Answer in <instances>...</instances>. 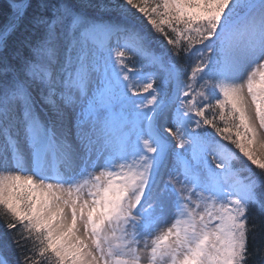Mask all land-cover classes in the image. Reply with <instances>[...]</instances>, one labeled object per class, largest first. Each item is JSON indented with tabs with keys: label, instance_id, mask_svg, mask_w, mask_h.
Wrapping results in <instances>:
<instances>
[{
	"label": "snow or ice",
	"instance_id": "snow-or-ice-1",
	"mask_svg": "<svg viewBox=\"0 0 264 264\" xmlns=\"http://www.w3.org/2000/svg\"><path fill=\"white\" fill-rule=\"evenodd\" d=\"M6 9L0 264H264V0Z\"/></svg>",
	"mask_w": 264,
	"mask_h": 264
},
{
	"label": "trees",
	"instance_id": "trees-1",
	"mask_svg": "<svg viewBox=\"0 0 264 264\" xmlns=\"http://www.w3.org/2000/svg\"><path fill=\"white\" fill-rule=\"evenodd\" d=\"M7 2L8 0H0V24H2L7 17V9H6ZM4 219H5L4 211L3 209H0V221H3Z\"/></svg>",
	"mask_w": 264,
	"mask_h": 264
},
{
	"label": "rangeland",
	"instance_id": "rangeland-1",
	"mask_svg": "<svg viewBox=\"0 0 264 264\" xmlns=\"http://www.w3.org/2000/svg\"><path fill=\"white\" fill-rule=\"evenodd\" d=\"M222 126V125H221ZM217 139H219V138H217ZM225 144H227L228 142H224ZM231 145H229V147H230ZM164 227H167V224H165V225H162V228H164ZM159 231V230H158ZM141 255H142V257H143V253H141ZM142 264H147V261L145 260V259H142Z\"/></svg>",
	"mask_w": 264,
	"mask_h": 264
}]
</instances>
